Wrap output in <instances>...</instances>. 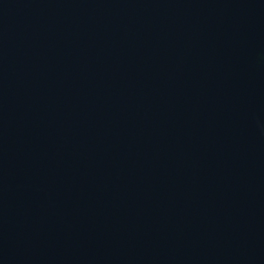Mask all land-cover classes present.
<instances>
[{"label": "water", "instance_id": "water-1", "mask_svg": "<svg viewBox=\"0 0 264 264\" xmlns=\"http://www.w3.org/2000/svg\"><path fill=\"white\" fill-rule=\"evenodd\" d=\"M0 264H264V0H0Z\"/></svg>", "mask_w": 264, "mask_h": 264}]
</instances>
